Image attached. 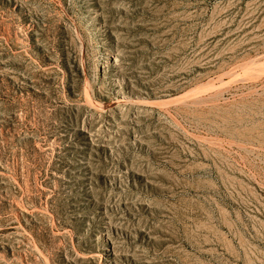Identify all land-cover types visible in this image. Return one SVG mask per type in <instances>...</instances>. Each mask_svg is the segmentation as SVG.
<instances>
[{"label":"rangeland","instance_id":"374dc122","mask_svg":"<svg viewBox=\"0 0 264 264\" xmlns=\"http://www.w3.org/2000/svg\"><path fill=\"white\" fill-rule=\"evenodd\" d=\"M0 264H264V0H0Z\"/></svg>","mask_w":264,"mask_h":264}]
</instances>
